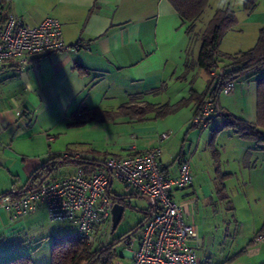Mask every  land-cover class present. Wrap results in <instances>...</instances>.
Returning <instances> with one entry per match:
<instances>
[{
	"label": "crops",
	"instance_id": "crops-1",
	"mask_svg": "<svg viewBox=\"0 0 264 264\" xmlns=\"http://www.w3.org/2000/svg\"><path fill=\"white\" fill-rule=\"evenodd\" d=\"M243 3L209 2L212 14L226 6L236 17L220 41L222 53L252 48L264 27V0H255L250 11ZM2 12L30 25L56 17L66 47L27 56L22 66L0 65V196L25 189L31 173L54 155L77 154L85 161L79 166L92 173L108 157L160 145L165 175L177 176L180 163L189 161L192 183L176 187L173 198L197 228L192 244L198 260L264 264V242L253 241L264 230V148L223 121L232 114L256 122L264 65L257 74L235 77L229 93L217 91L224 114L200 129L192 120L214 82L198 66L199 45L168 0H4ZM164 104L179 107L157 116ZM76 166L61 165L58 177ZM119 182L113 180L108 193L133 192L124 206L137 208L143 218L152 206L132 187L118 190ZM235 197H241L238 203ZM216 227L222 235L215 237ZM76 228L72 221H49L42 205L15 218L0 210V263L24 256L30 264H49L51 238L74 235ZM130 263L123 247L112 264Z\"/></svg>",
	"mask_w": 264,
	"mask_h": 264
},
{
	"label": "built area",
	"instance_id": "built-area-1",
	"mask_svg": "<svg viewBox=\"0 0 264 264\" xmlns=\"http://www.w3.org/2000/svg\"><path fill=\"white\" fill-rule=\"evenodd\" d=\"M2 5L3 0H0V65L22 66L27 56L66 47L56 17L46 16L38 24L30 25L12 12L3 13ZM209 75L218 85V92L229 93L236 82V78H226L225 69L217 63L210 66ZM223 114L217 96H206L192 122L200 129H206ZM166 135L162 134L160 141ZM161 154L162 148L157 145L125 157H108L92 173H86L78 165L72 173L42 181L17 198L1 197L0 210L15 218L42 205L49 221L75 222V236L91 242L96 228L105 232L111 229L115 200L108 188L113 180L120 181L155 203L153 214L140 229L122 241L125 250L131 254L130 264H213L198 260L192 244L197 237V228L184 219L182 207L173 198L176 187L192 183L189 161H182L177 176L171 177L165 175L159 166ZM253 241L264 242V230L257 232Z\"/></svg>",
	"mask_w": 264,
	"mask_h": 264
},
{
	"label": "trees",
	"instance_id": "trees-1",
	"mask_svg": "<svg viewBox=\"0 0 264 264\" xmlns=\"http://www.w3.org/2000/svg\"><path fill=\"white\" fill-rule=\"evenodd\" d=\"M168 2L178 13L183 23L186 24V32L189 34L190 40L199 39L200 44L196 62L208 74L210 66L215 63L225 69L226 78H235L248 71H255L254 73L257 74L259 68L264 65V27L260 29L257 41L252 48L234 54L222 53L219 50L220 41L227 30L236 23L235 14L229 7L217 8L204 27L200 29L198 21L208 7L210 0H168ZM254 6L255 0H244V10L250 11ZM210 78L214 82L212 77ZM217 91L218 85L214 82V89L206 96H215ZM178 107L179 104H164L159 108V111H156V115H166L177 110ZM144 112L146 111H142V114ZM223 121L225 126L233 129L240 137L253 140L257 147L264 148V132L260 129H264V75L257 79L256 122L249 123L232 114L224 115ZM84 162L82 158H76L72 155H54L31 173L25 185V190L34 188L42 181L58 178L57 169L63 164L72 163L84 166ZM24 192L23 190L10 192L1 195L0 198L6 195L17 198ZM133 196L135 195L132 192L125 196L115 195L113 199L125 205L126 199L123 197L129 198ZM147 214L135 227L123 232L111 242L109 241V231L105 232L104 229L99 227L95 229L94 239L91 242L76 237V232L74 235L66 234L52 237L49 264H112L119 256L115 251V245L134 235L136 232H133V230L147 218ZM0 264H30V259L18 256Z\"/></svg>",
	"mask_w": 264,
	"mask_h": 264
},
{
	"label": "rangeland",
	"instance_id": "rangeland-1",
	"mask_svg": "<svg viewBox=\"0 0 264 264\" xmlns=\"http://www.w3.org/2000/svg\"><path fill=\"white\" fill-rule=\"evenodd\" d=\"M212 10H213L212 7H207L204 10L203 14L201 15V18L198 21V27L199 28L204 27V25L209 20L211 14L213 12ZM194 44L199 45L200 44L199 39H196L194 41ZM119 183H120L119 186H117L118 190L124 191L125 189H131L130 186H128L127 184H125L123 182H119ZM238 198L239 197H235V199H234L235 203H238V201H237ZM138 199L139 200L141 199V201L144 202L142 198H138ZM239 199H241V197ZM225 204H227V202ZM141 218H142L141 212H139L137 210V208H134L132 206L131 207L127 206L125 208L123 215H122V218H121L120 222L118 223L117 227L115 228V230L113 232L109 231V241L111 242L113 239L119 237L123 232L127 231L128 229L135 227ZM62 223H66V222H62ZM232 230H233L232 226H230L228 229L229 236H231L233 234ZM213 231H214L215 237L217 236V233H220V235H222L221 227H216L215 229H213ZM115 251L119 255L122 254V251H123L122 243H118L115 245ZM49 261H50V259H49Z\"/></svg>",
	"mask_w": 264,
	"mask_h": 264
},
{
	"label": "water",
	"instance_id": "water-1",
	"mask_svg": "<svg viewBox=\"0 0 264 264\" xmlns=\"http://www.w3.org/2000/svg\"><path fill=\"white\" fill-rule=\"evenodd\" d=\"M23 191H25V189H23ZM142 197L147 201V203H148L149 205L152 206L151 210H150V211L148 212V214H147V218H148V217H150V216L153 214V212H154V205H155V203H154V201H153L150 197H148V196L143 195ZM123 198H124V199H127V198H125V197H123ZM124 208H125V206H124L123 203H121V202H119V201H115V203H114V205H113V207H112V211H111V222H112V224H111V232H113V231L115 230V228L117 227L118 223L120 222V220H121V218H122V215H123V212H124ZM147 218H146V219H147ZM146 219H145V220H146ZM145 220H144V221H145ZM144 221H143V222H142L137 228H135V229L133 230V232L138 231V230L140 229V227L143 225Z\"/></svg>",
	"mask_w": 264,
	"mask_h": 264
}]
</instances>
